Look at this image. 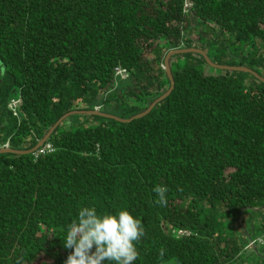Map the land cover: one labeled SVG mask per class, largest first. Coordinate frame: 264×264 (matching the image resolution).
I'll return each mask as SVG.
<instances>
[{
	"label": "trees",
	"instance_id": "obj_1",
	"mask_svg": "<svg viewBox=\"0 0 264 264\" xmlns=\"http://www.w3.org/2000/svg\"><path fill=\"white\" fill-rule=\"evenodd\" d=\"M190 1L0 0V150H31L72 111L144 112L172 49L264 77V0ZM170 68L144 117L74 114L55 151L0 153V264H66L81 206L141 220L135 264H264V244L246 252L264 241V82L196 52Z\"/></svg>",
	"mask_w": 264,
	"mask_h": 264
},
{
	"label": "clouds",
	"instance_id": "obj_2",
	"mask_svg": "<svg viewBox=\"0 0 264 264\" xmlns=\"http://www.w3.org/2000/svg\"><path fill=\"white\" fill-rule=\"evenodd\" d=\"M153 191L155 203L166 206L167 187ZM144 235L141 220L126 209L105 214L96 207L81 206L61 238L64 248L72 250L66 264H135L136 245Z\"/></svg>",
	"mask_w": 264,
	"mask_h": 264
},
{
	"label": "water",
	"instance_id": "obj_3",
	"mask_svg": "<svg viewBox=\"0 0 264 264\" xmlns=\"http://www.w3.org/2000/svg\"><path fill=\"white\" fill-rule=\"evenodd\" d=\"M182 52H196V53H199L201 54L205 59L206 61L208 62L209 65H211L212 67L214 68H218V69H223V70H237V71H244V72H248V73H251L252 75H254L255 77H257L259 80L263 81L264 82V77L261 76L258 72H256L255 70L251 69V68H248V67H244V66H237V65H222V64H217L215 62H213L211 60V58L208 56V54L202 50V49H199V48H189V49H172L171 51L168 52L167 56L165 57V69L169 75V78L171 80V87L170 89L164 93L162 96H160L157 100H155L151 105L150 107L145 110L144 112L138 114V115H135L133 116L132 118L130 119H123V118H120L118 116H115V115H110V114H106V113H103L100 111V109H97L95 108V110L93 111H72V112H69L67 114H65L64 116H62L55 124L54 126L50 129V131L48 132V134L44 137V139H42L34 148H32L31 150L29 151H19V150H14V149H11V148H3L0 150V153H3V152H12V153H33L34 151H36L40 146H42L50 137V135L53 133V131L60 125V123L62 121H64L66 118H68L69 116L71 115H74V114H84V113H88V114H99V115H103V116H107V117H111V118H115L117 119L118 121H121V122H129V121H132L133 119H137V118H140V117H144L145 115H147L148 113L151 112V110L155 107V105L160 102L161 100H163L164 98H166L173 90L174 88V78H173V75H172V72H171V68H170V58L172 55L174 54H177V53H182Z\"/></svg>",
	"mask_w": 264,
	"mask_h": 264
},
{
	"label": "built area",
	"instance_id": "obj_4",
	"mask_svg": "<svg viewBox=\"0 0 264 264\" xmlns=\"http://www.w3.org/2000/svg\"><path fill=\"white\" fill-rule=\"evenodd\" d=\"M193 6V3L190 0H185V4H184V11L188 12ZM116 75L118 77H120L121 79H125L128 76V73L126 71V69H123L122 67H117L116 68ZM21 104V99L19 98H15L12 99L9 103V108L15 113L17 114V109L19 107V105ZM97 109H100L101 107H96ZM55 151V147L52 143H44L42 146H40L36 151H34V155L37 158L39 155L41 154H46V153H50ZM179 236H185V235H190L191 232L188 230H178L175 231ZM262 240V239H259ZM263 241V240H262Z\"/></svg>",
	"mask_w": 264,
	"mask_h": 264
},
{
	"label": "rangeland",
	"instance_id": "obj_5",
	"mask_svg": "<svg viewBox=\"0 0 264 264\" xmlns=\"http://www.w3.org/2000/svg\"><path fill=\"white\" fill-rule=\"evenodd\" d=\"M181 62H182V64L185 62V59L184 58H182V60H181ZM259 239H261V238H257V239H255V240H251L250 242H249V244H248V246H247V251L246 252H249V250H250V248L249 247H251V245H256V244H259V245H261V244H264V241H262V240H259ZM249 249V250H248ZM164 264H175L174 263V261H170V262H168V263H164ZM241 264H249V262H245V263H241ZM251 264V263H250Z\"/></svg>",
	"mask_w": 264,
	"mask_h": 264
}]
</instances>
